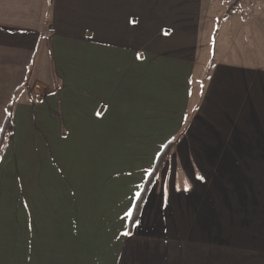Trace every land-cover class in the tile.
Returning <instances> with one entry per match:
<instances>
[{"label":"crops","instance_id":"1","mask_svg":"<svg viewBox=\"0 0 264 264\" xmlns=\"http://www.w3.org/2000/svg\"><path fill=\"white\" fill-rule=\"evenodd\" d=\"M220 2L0 0V142L10 108L17 132L18 91L31 76L47 86L45 72L72 78L59 95L72 96L78 128L99 127L112 110L126 128L187 127L138 152L132 190L0 182V264H264V12L228 15Z\"/></svg>","mask_w":264,"mask_h":264},{"label":"rangeland","instance_id":"2","mask_svg":"<svg viewBox=\"0 0 264 264\" xmlns=\"http://www.w3.org/2000/svg\"><path fill=\"white\" fill-rule=\"evenodd\" d=\"M236 1L222 0L220 4H223L226 10L231 7L233 8L232 12L241 14L251 13L252 15L254 11L258 10L264 12V0ZM51 23L52 17H43L42 26L46 29V34H52L47 31ZM47 50V48H43L39 57V60L45 63L49 61L48 56H50L46 53ZM64 56L67 61L69 58H73L72 55ZM46 65L45 69H47ZM40 66L37 67L40 68ZM45 75L47 86L35 82L31 76L30 80L26 81L24 88L18 91L17 106L20 120L16 134L14 137L12 135L9 140L11 146L6 151L5 160L10 165L4 167L0 173V182L59 183L66 186L81 184L85 187H88V184L110 183L109 185H125L132 190L137 187L142 178L140 172L143 169L140 168L142 166L138 160V152L143 154L152 152L153 144L157 143V138H160L162 142L171 134H176V139H182L186 135V125L182 126L179 132H176L177 128L165 127L159 123L150 127H122L121 122L117 120L118 113L114 110L107 114L106 122L94 124L99 127L78 128L74 126L76 123L75 117L73 118L74 112L70 108L72 96L69 94L59 95L62 90L66 89L67 91V88L72 86L70 81L72 78L67 79V82H64L62 78L57 83V81L54 82L53 74L47 75L45 72ZM135 98L130 97V100ZM61 100L64 105L63 109L60 105ZM37 106H44V108L39 109L40 107ZM29 107H32V115L35 114L34 121L29 114ZM147 114L149 119L153 118L152 111ZM45 117L48 118L47 122ZM137 136H145L148 140L151 138L149 144L148 140H145L140 151L133 149V147L137 148L135 140ZM154 137L157 138L152 140ZM125 139L134 141V145L128 144ZM9 141L7 140L6 147ZM158 146L157 143L155 149ZM45 168H50L49 173ZM3 173L6 174L5 179ZM126 194L131 195L132 192H126Z\"/></svg>","mask_w":264,"mask_h":264},{"label":"trees","instance_id":"3","mask_svg":"<svg viewBox=\"0 0 264 264\" xmlns=\"http://www.w3.org/2000/svg\"><path fill=\"white\" fill-rule=\"evenodd\" d=\"M241 0H237L236 2H239ZM233 11V8H228L227 14L231 15ZM14 134V120H13V108H10L8 111V116L6 119V123L1 135V142H0V158L3 152V148L7 144V140L10 139V137ZM175 144L171 143L169 144L166 149L162 152L160 159L158 160L156 164V168L154 169L152 175L149 177V179L146 181L144 188L134 206V211L130 220V227H133L136 222L138 221L140 214L143 210L144 204L146 202V199L149 195V192L151 190L152 185L155 182L156 176L159 174V171L163 167L164 163L167 161V158L170 155V152L174 148Z\"/></svg>","mask_w":264,"mask_h":264},{"label":"snow or ice","instance_id":"4","mask_svg":"<svg viewBox=\"0 0 264 264\" xmlns=\"http://www.w3.org/2000/svg\"><path fill=\"white\" fill-rule=\"evenodd\" d=\"M187 190V189H186Z\"/></svg>","mask_w":264,"mask_h":264}]
</instances>
